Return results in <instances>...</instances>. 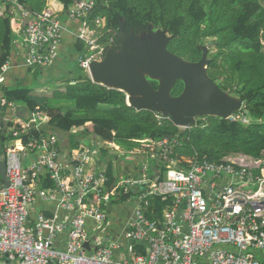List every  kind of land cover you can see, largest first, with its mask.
<instances>
[{
	"label": "built area",
	"instance_id": "obj_1",
	"mask_svg": "<svg viewBox=\"0 0 264 264\" xmlns=\"http://www.w3.org/2000/svg\"><path fill=\"white\" fill-rule=\"evenodd\" d=\"M0 16L7 3L1 0ZM94 0H79L68 11L64 22L49 6L33 17L22 9L26 22V54L22 68L50 64L74 24H80L76 36L84 43L78 57L79 67L90 76L93 60L103 59L106 46L98 43L95 31L83 22ZM12 14H17L12 8ZM99 26L104 19H98ZM17 65V64H16ZM10 60L0 69V101L6 103L1 87L11 83ZM128 102V99H127ZM16 121L15 138L5 149L4 159L9 186L0 188V254L16 264H264V157L235 154L214 162L199 156L181 166L177 160L166 164L165 177L151 178L148 163L141 162L139 176L119 177L108 187L106 166L94 163L98 148L82 143L65 153L58 135L49 129L50 116L36 109L19 119L20 106L8 102ZM232 120L249 122L244 112L236 111ZM12 130V129H11ZM33 132H36L33 133ZM31 133V134H30ZM30 134V135H29ZM28 136L26 142L22 137ZM102 149L112 147L104 142ZM156 148L161 152H156ZM150 151L156 158L169 153L167 138L155 144L142 143L139 152ZM159 153V154H158ZM33 156L34 159L29 160ZM104 165V164H103ZM45 181L54 186L44 187ZM145 185L132 196L134 215L128 221L124 237L139 242L144 252L122 258L124 247L106 227L113 206L121 196ZM153 194L170 201L162 221L149 219L144 209ZM39 201L55 202L57 212L33 214ZM99 228H102L100 232ZM59 236L64 243L59 244ZM93 238V239H92ZM89 240L91 249L84 247Z\"/></svg>",
	"mask_w": 264,
	"mask_h": 264
},
{
	"label": "trees",
	"instance_id": "obj_2",
	"mask_svg": "<svg viewBox=\"0 0 264 264\" xmlns=\"http://www.w3.org/2000/svg\"><path fill=\"white\" fill-rule=\"evenodd\" d=\"M3 1L7 8L5 16H0V69L11 51L12 8L18 14L23 8L35 17L48 7V0ZM57 1L64 7L60 16L68 15L69 9L79 2ZM98 19H104V25L99 26ZM121 21L126 22L127 30L137 34L147 30L150 24L166 30L172 37L169 50L188 61L200 60L203 47L212 44L208 75L224 91L243 99L240 112L248 116L249 122L206 116L197 125L181 128L155 111L130 106L125 92L94 83L87 73L76 80H67L63 86H53L51 95L36 94L35 86L33 89L21 83L4 85L1 90L6 103L0 101L1 114L6 117L10 113L8 102L11 101L28 112L40 109L48 113L49 129L67 134L70 149L79 147L90 135L99 143H114L126 153L139 149L143 142L155 144L167 138V157L151 163V175L158 168L160 180L165 177L167 162L172 160L183 166L196 156L214 162L235 154L264 157V0H94V6L83 19L95 31L98 43L106 48L120 47L116 31ZM77 40V49L82 53L85 45ZM28 70L37 72L33 68ZM151 83L158 87L157 81ZM183 88V82H177L172 94L179 95ZM13 128L17 125L12 121L0 127V161L15 139ZM22 139L26 142L28 136ZM102 150L105 149L99 152ZM116 171L110 159L106 168L108 187L117 181ZM2 185L0 176V188ZM43 186L52 187L54 183L45 181ZM141 192L137 187L120 200L125 204ZM169 204V200L153 194L144 209L145 215L162 221Z\"/></svg>",
	"mask_w": 264,
	"mask_h": 264
},
{
	"label": "water",
	"instance_id": "obj_3",
	"mask_svg": "<svg viewBox=\"0 0 264 264\" xmlns=\"http://www.w3.org/2000/svg\"><path fill=\"white\" fill-rule=\"evenodd\" d=\"M116 36L120 47H109L103 59L91 62L90 78L94 83L125 92L130 106L155 111L181 128L197 125L206 116L229 118L243 108V99L224 91L208 75L212 44L203 47L200 60L188 61L169 50L172 37L153 24L137 34L127 30L126 22L121 21ZM151 81H157L158 87L154 88ZM179 81L184 88L175 96L172 91ZM153 170L154 179L160 171ZM0 176L8 187L5 159L0 161ZM144 188L142 185L141 190ZM84 247L91 249L89 240Z\"/></svg>",
	"mask_w": 264,
	"mask_h": 264
},
{
	"label": "crops",
	"instance_id": "obj_4",
	"mask_svg": "<svg viewBox=\"0 0 264 264\" xmlns=\"http://www.w3.org/2000/svg\"><path fill=\"white\" fill-rule=\"evenodd\" d=\"M1 1H0V8H1ZM48 6L52 9H54L55 11L58 12V14H61L64 11V7L63 5L57 1V0H48ZM18 17V18H16ZM13 18H16L14 22L11 23V30L14 33L12 36V40H11V51H10V56L8 58V60H10L11 62V66H13L11 68V71L9 73L10 77H11V83L8 86H12L13 84L16 83H21V84H26L24 81L25 76L27 75V73L29 72L28 69L26 68H22L21 64L24 60V56L26 54V44L25 41L23 42V39L21 38V35L24 36L25 40L26 37L24 35V27L26 22L22 21V19L20 18V14H13ZM23 22V24H22ZM23 27H22V25ZM22 27V28H21ZM80 27V24H78L77 28ZM22 29V31L20 30ZM70 32H67L65 34L64 37V42L62 43V45L60 46L57 56L55 55L53 57V60L50 64L43 66V67H38L33 68L34 71L37 70V72H30L29 76H36L33 74H38L37 75V81H36V86L35 88L39 87V85L45 83L48 84L50 83V81L52 79H59V78H63V79H67V80H76L78 79L80 74H78L77 76H75V74L72 73V69L73 67H76V64L78 62V57L80 55V53H78V49H77V29L76 27H72V29H70ZM20 36V37H19ZM75 62L74 65L71 64V62ZM17 64V65H16ZM79 66V63H78ZM31 74V75H30ZM60 80V79H59ZM49 85V84H48ZM27 109H25L24 107L20 106V110L15 114V116L19 119H23L27 116ZM11 119L13 122L16 121V118L12 116V112L10 111V113L7 114V116L5 117V115L1 114L0 112V127L2 125H5L8 120ZM60 139L61 142V147L63 149V151L65 153L70 152V146H69V142H68V137L67 134H59L56 133ZM91 141H95V142H91ZM83 143H86L89 146H93L95 148H98L99 150L101 149V146L103 143H99V141L96 139V137H94L93 135H90L88 137H86L83 140ZM139 149H135L133 152H131L130 154L132 155L133 159H131L129 162L127 161H123L122 163L125 164V166L128 167L127 171H125V173H120L118 166H116V162L120 161L119 157H118V152L115 148L111 149L107 152H105V150H102L100 152H98L95 155V160L94 163L91 165L93 168L96 169L97 166H108L109 160L112 159L113 160V167L116 170H118V172L116 171V174L118 175V178L120 177H127L126 175L129 176H139L141 174V164L139 163L138 165H136V167L134 168L135 170L139 169L138 171H134L133 169V164L136 163V161L139 162V160H136L134 158H136V155H134L135 153L138 152ZM34 159L33 156L29 157V160ZM121 162V161H120ZM122 163H120V165H122ZM150 163V161H149ZM104 164V165H103ZM116 164V165H115ZM149 166H151V163L149 164ZM137 167H139L137 169ZM138 172V174H137ZM152 176V175H151ZM152 178V177H151ZM133 203H125L122 206L118 207L119 203L116 204L114 206V210L112 211V213L109 216V227H106V233L109 232L110 235H112V237L114 239H120L123 243H124V247L118 252V256L122 257V258H130L132 257L131 253L129 252V247L131 245L134 246V252L135 254L137 253H141L144 252V247H142L139 242H133V241H129L126 239V237H124V230L126 228V225L128 223V221L133 217L134 215V206L132 205ZM115 207H118L115 208ZM40 211L45 212L47 215H52L53 213L57 212L58 215H62V211L57 209L56 203L53 201H49V202H44V201H39L38 203H36V205H34L33 207V214H37ZM120 212V213H119ZM102 228H99V230H97V232L101 230ZM93 239V238H92ZM59 244H63L64 243V237L59 236L58 241ZM140 248V249H139ZM0 264H16V263H10L8 261H6L5 256L0 254ZM53 264V263H52Z\"/></svg>",
	"mask_w": 264,
	"mask_h": 264
},
{
	"label": "rangeland",
	"instance_id": "obj_5",
	"mask_svg": "<svg viewBox=\"0 0 264 264\" xmlns=\"http://www.w3.org/2000/svg\"><path fill=\"white\" fill-rule=\"evenodd\" d=\"M16 18H18V17H16ZM16 18H11L10 19V21H11V23L12 22H14L15 21V19ZM20 18L22 19V17L20 16ZM59 18L62 20V21H64V22H66L68 19H69V17H68V15L67 14H63V15H61V16H59ZM22 21H24L23 19H22ZM22 24H23V22H22ZM21 24V25H22ZM77 26H78V24H75V27H76V29L78 30V28H77ZM22 27H23V25H22ZM21 27V28H22ZM21 31H22V29H20ZM20 37V36H19ZM76 37H78V36H76ZM21 38L23 39V42L25 41V43H26V40H25V38H24V36L23 35H21ZM207 41H209V40H207ZM211 52L213 53V52H215V49H213V48H211ZM78 53H80L79 51H78ZM74 63L75 62H71V64L72 65H74ZM76 64V67H73V69H72V73L73 74H75V76H77L78 74H80L79 76H82V75H85V71L82 69V68H80L79 66H78V62L77 63H75ZM29 73L30 72H28L27 73V75L25 76V78H24V81H25V86H28V87H33V89H34V86H36V81H37V76H29ZM31 75V74H30ZM33 75H35V74H33ZM60 79V80H59ZM59 79H52L51 81H50V83H48V84H45V83H43V84H41V85H39V87H37L36 89H35V93L36 94H39V95H51L52 94V92H53V86H58V87H60V86H63L64 84V82H66L67 81V79H63V78H59ZM91 142H95V141H91ZM86 144V143H85ZM142 147V146H141ZM140 147V148H141ZM101 148H104L103 147V145L101 146ZM139 148V149H140ZM112 149V147H108V148H105V152H107V151H109V150H111ZM156 150V152H161V149H159V148H156L155 149ZM159 154V153H158ZM118 157H119V160L121 161H118V162H116V166H118V168H119V171H120V173H125V171H127V169H128V167L127 166H125V164L124 163H122L123 161H127V162H129L131 159H133V157H132V155L130 154V153H126V151H124V150H122L121 149V151L120 152H118ZM134 155H136V158H134V159H136V160H139V162L138 161H136V163L135 164H133V169L136 167V165H138L139 163L141 164V162H143V164H145V163H148V165L150 164V163H152V162H157L158 161V158H156L155 156L153 157L152 156V154H151V152L148 150V151H146V152H137V153H135ZM149 161H150V163H149ZM173 161V160H172ZM120 163H122V165H120ZM151 169H152V167L151 166H149V169H148V173L150 174L151 173ZM134 171H137V170H135L134 169ZM118 203H119V205H118V207H120V206H122L123 204H124V202H121V200H118ZM118 207H115V208H117L118 209ZM120 213V212H119Z\"/></svg>",
	"mask_w": 264,
	"mask_h": 264
}]
</instances>
